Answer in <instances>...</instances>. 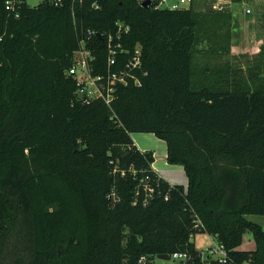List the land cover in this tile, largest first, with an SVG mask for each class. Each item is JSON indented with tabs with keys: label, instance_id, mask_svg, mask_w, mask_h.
I'll list each match as a JSON object with an SVG mask.
<instances>
[{
	"label": "trees",
	"instance_id": "obj_1",
	"mask_svg": "<svg viewBox=\"0 0 264 264\" xmlns=\"http://www.w3.org/2000/svg\"><path fill=\"white\" fill-rule=\"evenodd\" d=\"M160 1L42 0L15 16L0 0V264H138L193 251L197 233L264 264V230L246 217L264 214V44L252 66L211 62L229 52V31L213 28L231 13ZM117 21L145 75L118 85L110 106L83 103L72 53L93 31L103 72ZM133 132L163 140L187 185L160 177ZM247 232L254 247L239 249Z\"/></svg>",
	"mask_w": 264,
	"mask_h": 264
},
{
	"label": "built area",
	"instance_id": "obj_2",
	"mask_svg": "<svg viewBox=\"0 0 264 264\" xmlns=\"http://www.w3.org/2000/svg\"><path fill=\"white\" fill-rule=\"evenodd\" d=\"M54 4L60 0H53ZM195 0H178L177 4L166 6L171 9L187 8L192 5ZM26 3L25 0H4V8L18 15V8L21 4ZM243 0H210L208 1V9L211 11L223 12L233 5H239ZM242 12L247 15L251 12L250 8H242ZM116 24V45L112 46L113 36H106L107 54L105 69L101 73L94 74L92 63L94 55L92 48L89 46V40L94 34L88 30L83 39L79 41L78 48L72 53V64L66 73L75 80L76 90L75 97L77 100L85 103L94 99L101 100L105 105L110 106L114 98L115 90L118 85H134L141 84V52L140 47L130 53L120 44V37L127 33L128 26L121 21ZM100 35V34H99ZM151 191V189H149ZM158 254H142L139 256L138 264H158L156 261L170 260L173 264H248L246 261L238 262L232 256L222 243L212 241L203 248L192 250H175L167 253L168 258H160Z\"/></svg>",
	"mask_w": 264,
	"mask_h": 264
},
{
	"label": "rangeland",
	"instance_id": "obj_3",
	"mask_svg": "<svg viewBox=\"0 0 264 264\" xmlns=\"http://www.w3.org/2000/svg\"><path fill=\"white\" fill-rule=\"evenodd\" d=\"M28 6H35L42 0H25ZM208 1L210 0H195L193 3L199 9H208ZM178 0H162L159 3V7L165 8L172 4H177ZM248 7L251 12L245 15L242 12V8ZM231 13L229 24L218 22L217 26L213 29L219 34H223L225 31H229L230 49L229 52L223 54L220 58L210 57L211 62L230 61L233 64L247 67V65H253L257 59V54L260 51V46L264 44V0H243V3L239 5H233L228 8ZM221 21V20H220ZM220 25V26H219ZM210 31V30H209ZM202 36V35H201ZM209 38H201L198 43V49H205L210 39L215 37L207 35ZM202 55L196 57V62H202L204 59ZM244 69V68H243ZM138 133L145 132H133L131 134L137 135ZM157 142L164 144V142L151 134ZM181 167V166H180ZM248 220H251L259 224L264 230V214H247ZM195 247L200 249L207 246L211 242L210 235L207 233H197L191 239ZM252 235L247 232L243 236L242 247L248 248L252 245ZM158 264H173L170 260L156 261Z\"/></svg>",
	"mask_w": 264,
	"mask_h": 264
},
{
	"label": "crops",
	"instance_id": "obj_4",
	"mask_svg": "<svg viewBox=\"0 0 264 264\" xmlns=\"http://www.w3.org/2000/svg\"><path fill=\"white\" fill-rule=\"evenodd\" d=\"M153 133H138L137 135L131 134L132 140L135 146L140 151L149 150L153 154V161L151 163V168L163 179H165L170 184H181L183 186L187 185V177L185 175L184 169L181 165L170 164L167 161V151L166 144L164 142H157L156 139L151 135ZM181 166V167H180ZM211 240L214 241L213 237L210 236ZM254 247V242L248 248H243L242 244L239 249H252Z\"/></svg>",
	"mask_w": 264,
	"mask_h": 264
},
{
	"label": "water",
	"instance_id": "obj_5",
	"mask_svg": "<svg viewBox=\"0 0 264 264\" xmlns=\"http://www.w3.org/2000/svg\"><path fill=\"white\" fill-rule=\"evenodd\" d=\"M140 4L143 7L149 6L150 5V0H141ZM165 9H168V7H165ZM97 34L99 35V33H97ZM157 256L160 257V258H164V259L168 258L167 253H159Z\"/></svg>",
	"mask_w": 264,
	"mask_h": 264
}]
</instances>
